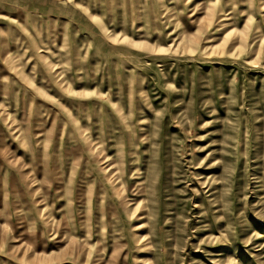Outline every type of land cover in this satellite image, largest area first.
I'll list each match as a JSON object with an SVG mask.
<instances>
[{"label": "rangeland", "instance_id": "obj_1", "mask_svg": "<svg viewBox=\"0 0 264 264\" xmlns=\"http://www.w3.org/2000/svg\"><path fill=\"white\" fill-rule=\"evenodd\" d=\"M0 264H264V0H0Z\"/></svg>", "mask_w": 264, "mask_h": 264}, {"label": "bare ground", "instance_id": "obj_2", "mask_svg": "<svg viewBox=\"0 0 264 264\" xmlns=\"http://www.w3.org/2000/svg\"><path fill=\"white\" fill-rule=\"evenodd\" d=\"M109 164H111V163H109ZM117 169V168H116ZM107 170H108V168H107ZM118 170H119V172H118ZM118 170H116L115 172H113V169L112 170H110L109 172V174H112L111 176H113V175H120L121 173H122V168H121V165H119L118 166ZM112 172V173H111ZM129 175H131V172H130V174H128V176ZM121 178L122 177H120V176H118V178L117 179H119V180H121ZM117 184L118 183H116V184H112V183H110V188H111V190L114 192V195H117V193L115 194V190H116V188H117ZM120 196H118V198H119ZM118 200V199H117ZM142 200H138V201H136L137 203H136V208H141V206H140V202H141ZM128 202H129V200L128 201H126V199H123V198H119V204H121V206H122V213L124 214V216H126V218L128 217V215L129 214H131L130 212H132L133 211V208H132V205H129L128 204ZM145 207V206H144ZM140 215H143V214H139V215H136V217L137 216H140ZM132 218V217H131ZM142 218H143V216H141V217H139V221H138V224L139 223H141L142 222ZM136 221V222H137Z\"/></svg>", "mask_w": 264, "mask_h": 264}]
</instances>
